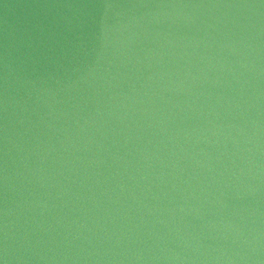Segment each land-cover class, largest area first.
Here are the masks:
<instances>
[{"label": "water", "instance_id": "water-1", "mask_svg": "<svg viewBox=\"0 0 264 264\" xmlns=\"http://www.w3.org/2000/svg\"><path fill=\"white\" fill-rule=\"evenodd\" d=\"M0 264H264V0H0Z\"/></svg>", "mask_w": 264, "mask_h": 264}]
</instances>
